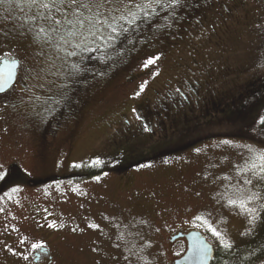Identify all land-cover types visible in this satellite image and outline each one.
I'll return each mask as SVG.
<instances>
[{
    "label": "rangeland",
    "instance_id": "1",
    "mask_svg": "<svg viewBox=\"0 0 264 264\" xmlns=\"http://www.w3.org/2000/svg\"><path fill=\"white\" fill-rule=\"evenodd\" d=\"M197 1L181 0L172 20L171 9L135 0L144 7L135 23L121 21L127 31L117 40L96 38L84 51L76 39L36 41L20 26L36 10L25 0H0V61H20L16 83L0 93V171L7 174L0 180V264H32L30 249L42 234L51 264H175L187 240L170 239L194 229L216 252L257 239L263 209L252 224L227 201L264 195V184L241 171L264 149L263 92L242 96L245 106L231 121L237 106L224 103L223 111L189 121L183 134L157 127L135 136L139 100L159 107L177 86L197 79L208 97L229 102L245 82L264 77V0ZM145 13L150 19L137 24ZM73 63L83 71L66 77ZM61 107L67 114L61 130L42 138ZM179 108L171 111L181 117Z\"/></svg>",
    "mask_w": 264,
    "mask_h": 264
},
{
    "label": "snow or ice",
    "instance_id": "2",
    "mask_svg": "<svg viewBox=\"0 0 264 264\" xmlns=\"http://www.w3.org/2000/svg\"><path fill=\"white\" fill-rule=\"evenodd\" d=\"M25 2L27 7L35 9L36 12L24 19L20 26L21 28L27 27L28 32L33 35L36 41L48 43L53 38L58 37L63 42V45H69L73 39H76L78 43L75 46L77 48L83 47L84 51L88 50V41L90 40L93 43L96 38L107 41L117 40L118 33L127 31L120 22L128 20L130 23H135L139 14L144 12V7L136 3L135 0H25ZM157 4L172 10V20L176 19V9L182 7L181 0H167V3H165V0H149L146 7L154 8ZM133 7L136 11L132 10ZM145 19H150L148 13H145ZM105 27L109 31L105 32ZM68 55L75 56L76 52H70ZM156 59L158 57L150 58L145 67L153 64ZM10 63L16 65L17 61L12 59ZM2 66L3 62L0 61V67ZM68 67L71 70L64 73V75L69 78L83 71L81 65L78 63L70 64ZM10 79H12L11 69L6 72L0 71V93L7 91L5 84ZM143 87L141 85V91ZM177 92H179V89H177ZM61 95H66V93L62 90ZM45 111L50 112L51 110L46 109ZM224 143L231 142L224 141ZM246 147L253 149V146L246 145ZM96 163H100V161H96ZM241 171L251 172L257 178V183L264 184V149L254 152V158L245 161V166ZM6 175V173L0 171V180H3ZM95 179L99 180L100 177H95ZM245 183L252 184L253 181L252 179H247ZM17 190L13 189V191ZM262 199H264V195L257 191L251 192L243 198H229L227 203L230 206L238 208L242 214L248 216L250 223L255 224L257 220L261 219L260 209H264V204L260 205V208H257L252 206V202ZM2 211L3 209L0 208V212ZM92 227H98V225H92ZM209 228L216 237L222 236V233L215 227H212L211 224H209ZM41 247V244L32 245L34 249ZM224 247L230 249L232 244L225 243ZM27 258L25 257V259Z\"/></svg>",
    "mask_w": 264,
    "mask_h": 264
},
{
    "label": "flooded vegetation",
    "instance_id": "3",
    "mask_svg": "<svg viewBox=\"0 0 264 264\" xmlns=\"http://www.w3.org/2000/svg\"><path fill=\"white\" fill-rule=\"evenodd\" d=\"M192 2L194 3V5L199 4V1H197V0H192ZM160 8L161 7H158L157 9H160ZM226 11L229 12L227 9H226ZM147 20L148 19H145V16H143L138 20L137 24L142 25ZM249 82L247 81L244 83L243 90H245V88H247V86L249 85ZM183 86L184 87L177 86L176 90L173 91V93L168 94L166 101L161 100L162 102H161V105H159V107H157L153 103L151 104L149 99L142 100V101L139 100V102L136 104V108H135V110L138 112V115H139V117H138L136 112H135V115L137 116V119L135 121L137 122V125H138L137 128H139V130H138V133L135 134V136H137L140 132H142L144 130H147V129H149V130L153 129L154 130L157 127H159V128L167 127V129H171L170 132H178L181 129V127H184V126H180L179 123L181 121H186V124L187 123L189 124V121H191V122L201 121L202 119L206 118L207 116H211L214 113H219L220 111H223V106L225 104H227L226 98L223 96L215 97V98L208 97L205 93L204 84L200 80L189 79V80H187V82ZM177 89H179V92H177ZM225 94H228V93H225ZM64 106H66V104ZM172 106L174 107V111L181 109L179 107H182V109L184 111L183 116H181V117L176 116L175 115L176 112L171 111ZM65 108L68 109L69 107L66 106ZM65 108L61 107V109L59 111L54 113L45 122V128H44L42 138L44 137L45 139H52L55 136H57L58 132L61 130L63 121L67 115ZM190 117L192 119H190ZM166 124H167V126H166ZM132 130H134V129L131 128L130 131H132ZM42 141L45 142L46 140H42ZM133 166H135V165H133ZM133 166H130V167H133ZM190 231H192V230L180 231V232L187 234ZM180 232H178V233H180ZM44 236L45 235L42 234L40 236L41 240L37 241V244L42 245L41 248L34 249L31 246V249H30L31 252H30L29 258H30V261L32 264H51L53 262L54 255L50 254V249L45 244L46 240L44 239L45 238ZM181 238H185L187 240V238L185 236H183ZM10 240L13 243V240L12 239H10ZM14 240H15V238H14ZM176 240H174L172 242H175ZM19 244H20V241H19ZM27 244H28V242H27ZM27 244H25V242H24L22 245L24 248H29L30 246ZM188 249H189V244H188V240H187L186 250L184 252L185 254L188 251ZM23 252L24 251H22V246H21L20 247V253L25 258V254ZM183 256H181V257H183ZM180 258H177V259H180Z\"/></svg>",
    "mask_w": 264,
    "mask_h": 264
},
{
    "label": "trees",
    "instance_id": "4",
    "mask_svg": "<svg viewBox=\"0 0 264 264\" xmlns=\"http://www.w3.org/2000/svg\"><path fill=\"white\" fill-rule=\"evenodd\" d=\"M91 52V50L89 51ZM250 81V82H249ZM249 85L243 92L238 94L232 101L227 102L225 106H229L230 103L233 106H237L236 109H232L230 116H227L226 120L231 121L236 118L237 114L240 113L242 108L245 106V101H243L244 98L242 96H247L250 93H257V92H263L264 93V77H258L255 79L248 80ZM224 107V106H223ZM192 124V123H191ZM261 129L264 128V111H263V117L261 119ZM191 130L190 124L184 125V127H181V129L177 132L178 134H183L185 132H188ZM176 133V132H175ZM133 144V143H131ZM136 144L129 145V150L133 151ZM137 146V145H136ZM182 149V148H179ZM177 150V149H176ZM125 151H127V148H125ZM157 153V152H156ZM165 152H161L159 154H162ZM158 155V153H157ZM156 155V156H157ZM146 159H136L132 160L129 163H125V167H130L133 165H138L139 163H142ZM259 235L256 240L252 242V244L244 245L243 247H239L237 249H229L223 247V250H220L219 252H216L213 258V261L211 264H257L260 260L264 258V209H263V216L261 225L259 228Z\"/></svg>",
    "mask_w": 264,
    "mask_h": 264
},
{
    "label": "water",
    "instance_id": "5",
    "mask_svg": "<svg viewBox=\"0 0 264 264\" xmlns=\"http://www.w3.org/2000/svg\"><path fill=\"white\" fill-rule=\"evenodd\" d=\"M12 59H3V66L0 67V71H12V79L8 80L5 84V88L10 90L12 86L16 83L18 76V69L20 66V61H17L16 65L10 63ZM11 85V87H9ZM5 91V92H7ZM3 92V93H5ZM185 236L188 240L189 249L186 254L177 259L175 264H211L215 255L214 246L208 241L206 236L200 230H192L187 234L180 232L171 238V241L179 239Z\"/></svg>",
    "mask_w": 264,
    "mask_h": 264
}]
</instances>
